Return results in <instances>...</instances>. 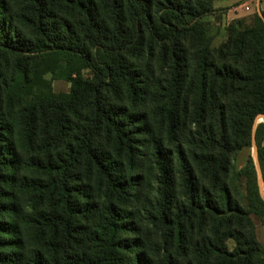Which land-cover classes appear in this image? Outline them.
<instances>
[{"label":"trees","instance_id":"1","mask_svg":"<svg viewBox=\"0 0 264 264\" xmlns=\"http://www.w3.org/2000/svg\"><path fill=\"white\" fill-rule=\"evenodd\" d=\"M214 2L0 0V264H264V9L215 48Z\"/></svg>","mask_w":264,"mask_h":264},{"label":"rangeland","instance_id":"2","mask_svg":"<svg viewBox=\"0 0 264 264\" xmlns=\"http://www.w3.org/2000/svg\"><path fill=\"white\" fill-rule=\"evenodd\" d=\"M246 1L247 0H215V12L207 14L203 17V21L208 25L209 35L212 37V47L218 48L226 41L228 36V28L231 25L240 24L245 26L251 24L255 13L258 12L260 14L261 10H257L256 8L257 0H249V2L245 3ZM83 74L85 76H91L93 73L87 68L83 70ZM45 78L51 81L52 88L57 93L69 92L71 89V82L68 80L53 79L50 73H46ZM262 116L263 115H260L258 117L257 123L264 121ZM151 121L155 133L157 135L159 134V136L164 139L165 143L169 145L171 149H173L174 145L167 143L168 141L165 139L166 134L164 131V126H161L159 120ZM187 125L188 127L191 126L189 124ZM255 127L256 125L253 129L252 146L246 147L240 151L236 160L234 161V168L236 170L241 169L245 165L248 156L251 155L255 162L257 183L262 196L264 195L263 172L258 158V148L254 134ZM262 143L264 144V137ZM140 155L141 158L138 173L142 179H140L137 192H134V200H131L128 205L129 211L135 212L136 214H143L150 208L149 201H154V196L156 193V170L154 168V163L151 159V156L149 155V151L145 148H141ZM236 186L240 194V199L246 204V178L244 176H239L236 181ZM251 217L257 225L258 236L262 242L264 250V217L258 216L256 214H252ZM150 229L153 239H156L155 230L153 228ZM227 243L230 249L234 248L235 242L233 240H229Z\"/></svg>","mask_w":264,"mask_h":264},{"label":"crops","instance_id":"3","mask_svg":"<svg viewBox=\"0 0 264 264\" xmlns=\"http://www.w3.org/2000/svg\"><path fill=\"white\" fill-rule=\"evenodd\" d=\"M247 2H249V0H247L245 3H247ZM256 8H257V10L258 9H260V10L264 9V0H257ZM255 225H256V223H255ZM256 232H257V236H258L257 225H256ZM258 239H259V236H258ZM259 241H260V239H259ZM261 244H262V242H261Z\"/></svg>","mask_w":264,"mask_h":264},{"label":"water","instance_id":"4","mask_svg":"<svg viewBox=\"0 0 264 264\" xmlns=\"http://www.w3.org/2000/svg\"><path fill=\"white\" fill-rule=\"evenodd\" d=\"M261 13V12H260ZM261 15V14H260ZM263 118H264V115L262 116ZM261 182H262V180H261ZM262 197H263V199H264V195H262Z\"/></svg>","mask_w":264,"mask_h":264}]
</instances>
